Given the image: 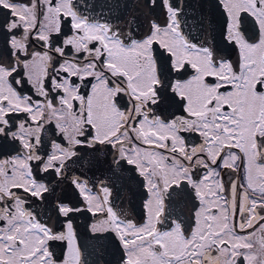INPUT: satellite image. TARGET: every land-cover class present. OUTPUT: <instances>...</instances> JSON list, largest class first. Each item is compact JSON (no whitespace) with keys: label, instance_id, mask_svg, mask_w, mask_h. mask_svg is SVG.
<instances>
[{"label":"snow or ice","instance_id":"snow-or-ice-1","mask_svg":"<svg viewBox=\"0 0 264 264\" xmlns=\"http://www.w3.org/2000/svg\"><path fill=\"white\" fill-rule=\"evenodd\" d=\"M122 7L0 0V264H264V0Z\"/></svg>","mask_w":264,"mask_h":264},{"label":"flooded vegetation","instance_id":"flooded-vegetation-1","mask_svg":"<svg viewBox=\"0 0 264 264\" xmlns=\"http://www.w3.org/2000/svg\"><path fill=\"white\" fill-rule=\"evenodd\" d=\"M209 3H213V0H207ZM84 3L96 5H100L102 3H120L121 5L127 3L129 5L128 9H124L123 7L119 10L122 13L127 14L128 11H131V6L134 4L135 0H83ZM96 11H99V7H97ZM215 11V9H214ZM113 14H116V11H113ZM25 90H30V86L27 83L24 85ZM29 94L31 92L29 91ZM128 189H131L128 192ZM127 192L128 199L132 200L133 206L138 205L140 202V195L136 189L135 180L127 181ZM127 206V205H126ZM39 211V209H38ZM141 209L139 207L136 208V214H141ZM184 215H187V212H184ZM91 222V217L89 214H85L77 220V231L81 237L82 244L84 245L83 258L88 262V264H115L116 256L113 254L111 248H108L107 251L101 247L104 244V241H92L87 238L88 234L86 233V227Z\"/></svg>","mask_w":264,"mask_h":264},{"label":"water","instance_id":"water-1","mask_svg":"<svg viewBox=\"0 0 264 264\" xmlns=\"http://www.w3.org/2000/svg\"><path fill=\"white\" fill-rule=\"evenodd\" d=\"M174 2L183 4L184 11L189 17L193 15H199L200 12L203 11L210 14L213 20H218L216 11H214V8L211 7L212 4L207 0H174Z\"/></svg>","mask_w":264,"mask_h":264}]
</instances>
